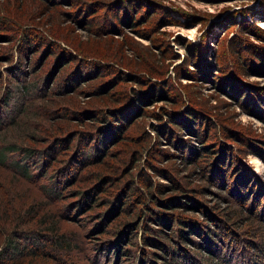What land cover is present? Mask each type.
<instances>
[{
	"label": "rangeland",
	"instance_id": "374dc122",
	"mask_svg": "<svg viewBox=\"0 0 264 264\" xmlns=\"http://www.w3.org/2000/svg\"><path fill=\"white\" fill-rule=\"evenodd\" d=\"M11 1L15 6L16 0ZM45 1L57 7L39 4V0H23L24 12L17 17L3 10L6 0H0V199L11 220L7 226L0 222V250L5 247L9 251L10 246L3 242V237L9 234L16 237L23 252L19 257L13 251L0 254L4 264H33L34 261L38 264H136V258L138 264L151 261L141 252V240L147 229L145 220L151 213L145 205L152 201L151 197L135 195L126 201L124 210L121 206V210L110 213L116 196L130 184L124 172L135 150L139 151L140 158L130 172L135 174L134 184L140 191H145L137 175L141 168L152 182L166 186L162 194L155 193L159 198L191 195L196 201L189 203L182 198L188 204L161 209L164 214L173 213L174 218L183 212L188 218L196 219L200 233L184 225L191 239L183 245L186 254L202 259L204 256V261L210 264H264V217L258 212H264V66L252 67L249 63L246 66L243 62L246 55H240L235 60L244 82L241 88L237 84L232 91L213 81L221 54L228 52L234 57L233 44L241 43L238 45L243 49L246 41L264 48V0H132L138 2L140 12H135V4L127 6L122 0ZM117 4L122 7L121 18L118 16L121 23L112 15ZM33 11L42 18H29ZM144 15L147 19L140 20ZM39 36L59 43L58 46L73 55L74 48H84L87 54L83 59L80 56L68 59L62 58L65 54L62 50V55L52 54L46 59L54 48H43ZM24 43L31 45L32 50L21 53L18 48L24 47ZM199 46L204 49L202 52ZM261 62L264 61L261 59ZM100 64L118 69L112 77H117L116 83L111 84L110 74H105ZM154 67L162 73V83L143 90L141 80L138 83L135 76L155 78L157 75L151 71L156 72ZM93 71L102 75L95 76ZM122 89L130 98L126 104L132 103L125 111L131 124L125 129L126 116L118 112L119 116L116 113L112 117L113 127L104 131L106 137L99 135L102 125L105 127L109 121L103 124L102 119L114 111L112 108L117 103L110 98L104 102L100 97L103 95L97 91L103 94L111 91L116 99ZM180 100L184 104L177 109L178 113L190 105L189 108L198 109L202 114L190 113L193 123L188 128L174 126L178 137L198 150L204 145L210 146L208 150L216 146L214 154L218 156L222 153L234 156L228 145L237 147L235 152H242V176L251 174L253 180L250 182L253 187L246 194L247 204H253L260 197L258 211H249L245 200L239 201L240 196L235 198L238 193H229L220 185L216 173L208 170L203 159L213 153L200 150L186 154L183 148L173 144L174 137L170 140L166 137L167 128L161 126L167 121L166 113L172 112ZM158 114L163 116L157 118ZM51 117L57 119L58 126L52 124ZM208 125L209 130L201 135ZM116 126L122 127L123 141L112 135ZM192 127L196 133L190 130ZM33 129L42 131L33 132ZM145 133L151 139L141 149L137 147V138ZM55 136L57 141L53 140ZM132 138L137 139L136 143L128 141ZM90 141L94 142L92 146ZM49 143L51 147L45 150ZM221 146L223 150L219 152ZM124 150L127 164L124 171L121 168L118 172L122 171L119 182L98 185L100 180L95 175L102 174V164L122 167L114 157ZM147 163L156 169L148 168ZM159 169L172 179L159 175ZM172 180L190 191L171 190ZM55 187L61 191L60 195L54 191ZM88 190L94 199L88 204L86 201L80 209H71L80 201L83 191ZM155 190L156 185L151 187V192ZM254 190L260 193L251 200ZM239 209L240 216L231 214ZM135 221L139 229L134 235L126 232L113 249L105 248L114 234H123L127 224ZM150 221L146 224L154 230H147L149 233L145 235L157 234L154 236L160 242L176 247L175 239L170 243L163 237L171 234L169 225L160 227ZM202 224L211 226L214 233L219 232L217 237L221 240L211 245L201 240L200 237L207 238ZM55 233L70 244L49 245L47 242ZM173 234L176 237L174 231ZM146 248L156 249L152 245ZM173 250L169 248L165 253L160 247L157 251L159 257L169 259L170 255L175 260L184 253ZM10 255H14L12 260L8 258ZM132 255L134 262L130 263Z\"/></svg>",
	"mask_w": 264,
	"mask_h": 264
},
{
	"label": "trees",
	"instance_id": "16d2710c",
	"mask_svg": "<svg viewBox=\"0 0 264 264\" xmlns=\"http://www.w3.org/2000/svg\"><path fill=\"white\" fill-rule=\"evenodd\" d=\"M122 1H124L127 6L131 5L132 3L135 4L134 6H136V4H138V2L132 1V0H122ZM33 2H35V0H33ZM39 4H49V6H53V7L56 6L57 7V4L48 3L45 0H39ZM23 5H24L23 4V0H16L15 6H14V4L12 5V1L11 0H6L5 5L2 6V8L7 13H14L18 17V16H20L24 12L23 11ZM121 6L123 7V4L122 3H121ZM121 6H120V4H117L116 5V9H113V12H112L113 18L118 23H121L120 22L121 21L120 20L121 17L119 16L120 9L122 8ZM12 7L15 8L16 12H13L12 11L13 10ZM136 7L137 8H136L135 12H137V11L140 12L142 10V8H139V6H136ZM130 10H131V12L134 11L133 6H132V8H130ZM31 14H33V15H29V18H31V19H35V18H40L41 19L42 18L41 16L38 15V13L36 14V11H33ZM49 14H51V11L48 12V15ZM125 15L127 16V13ZM118 16L120 18H118ZM147 17H146V15L141 16L140 17V20H142L144 18L147 19ZM132 19H134V16H132ZM46 21H48V20L46 19ZM49 23H51V22H49ZM133 23H132V20H131V24H133ZM98 24H99V22L97 21L96 22V25H98ZM0 27H2V26H0ZM38 40H40V42H42L43 48H46L47 50L49 49V46H52L54 48V50L52 52L50 51L47 54V56L45 57L46 59L47 58H50V56L52 54L53 55L54 54L62 55L61 54L62 50L65 53V54L62 55V56H64L62 58H68V59L69 58H74L76 56H80V58L83 59L84 56H86V54H87L86 50H83L84 48H81V49L80 48H74L75 55H73L70 50H68V49H66L64 47L61 48L60 46H58L59 43L52 42L46 36H39L38 37ZM243 43H244L243 49L240 48L241 46L238 45V44H241V43H238L237 42V43H235V45L234 44L232 45V46H234V51H233L234 57L231 54H229L228 52L227 53H224V54H221V58H219V62H217V64H216V67L218 68V70H217V72L215 74H213V77L214 78L212 77L213 78V81L216 84H218V85L221 84L222 87L229 88L232 91H235L236 90L235 88L237 87V84L239 85L240 88L244 84V82L241 80L242 79L241 71H240V69H239V67H238L237 62H236L235 59L241 57L242 55H246V58H244L245 61H244L243 58H241V59H243V62L245 63L246 66H248V63L252 67L253 66H257V67H260L261 68V67L264 66V62H263V64H261L262 63L261 62V59L264 61V48L263 47H255L254 45H250L246 41H244ZM24 45H25L24 47H23V45H21L18 48V50L21 51V53L22 52L25 53L26 49L32 50L31 49V45H28V44H25V43H24ZM94 49H96V48H94ZM199 50L202 52L204 49H202V47H200ZM244 51H246V52L244 53ZM234 52H237L238 55L236 53H234ZM242 52L244 54H242ZM193 55L194 54H192L191 57H193ZM2 57L6 58V56H2ZM190 59L193 60V58H190ZM92 63L94 65H97L94 62H92ZM120 63H122V61H120ZM100 65L102 66L103 71H105V74H110V78H112L115 74H117V72H119L118 69H116V70L112 69V67H110L111 65H107V64H100ZM202 67L205 68V63L203 64ZM154 69L156 70V72L154 70H151V71L153 72L152 74L157 75V77H155V78H151V77H148L147 78V77H144L143 76L144 78L142 79L140 76H135V78L139 79L138 80V83L141 80L142 89L143 90L145 88L149 87V86H153V85L159 86V85H161V83H162L161 82V80H162L161 79L162 78L161 77L162 73H160L158 67H154ZM96 72L93 71V73H94L95 76H101L102 75V74H99L98 75V73H96ZM201 72H202V69H201ZM245 73L247 74V72H245ZM132 74L133 75H136L135 73H132ZM112 81H113V83H116V81H118L117 80V77H114V78L110 79L111 84H113ZM239 81H240V83H238ZM42 82L44 83V80H42ZM147 84H148V86H147ZM115 87H117V85H115L114 88ZM102 90H104V89H102ZM101 92H102L101 90H98L97 91V94L103 95V96H100V97H101V99H104V102H108V100L110 98L112 102L116 101V103L118 105V106L115 105V107L112 108L114 111L108 112L106 118H103L102 119L103 124L106 123L107 120H109L105 124V127H104V125H102V127L99 130V135L104 134V137H106L107 134H105L104 131L107 132L115 124V122L113 121V118L112 117L113 116H116V113H117V115L119 113H121L120 115H125L126 116L127 114L125 113V111L127 110V108L129 109V106L132 103L131 104L130 103L129 104H126L127 102L130 101L129 100L130 98H128L129 95L126 93L127 91H125L123 89L120 90L119 94L121 93V95H119L116 99H114V95L112 94L111 91H107L105 94H103ZM133 92H135V91L133 90ZM134 96H136L135 93H134ZM244 96H245V98H247L246 97L247 94H244ZM135 103H137V102H135ZM177 103H178V101L175 102V104H177ZM183 104H184V101L180 100V102L177 104V106L176 107H173L174 109H172V112L166 113V114H168V117L165 118V119H167V121H165L164 124L161 126L162 128H164V127L167 128V130L165 129V132L166 133H164L165 135L167 134L166 137L169 140H170L171 137H174L173 144L176 145V146H179L180 148H183L185 150L184 153L186 152V154L188 152H189V154H195V153H198L200 150H203L202 152H204L206 150L210 154L213 153V155H210V157H208V156H206V154H204V157L206 156V158L203 159V162H204V164H207L206 167L208 168V170L210 172L216 173L219 182H221L220 185H224V187L229 191V193H232V192L236 191L238 194H236L234 197L237 198L236 196H240L239 198H237L239 201H241L242 199L245 200V203H246L247 207L250 206L248 208L249 211L250 210L252 211L253 209H255V211H258L257 209L259 208L260 200H261V199H259L260 197L259 198H256L253 204H249V202L247 204L248 196L246 194H247L248 189L250 187H253L252 185H250L253 180L250 179V175L251 174L249 176H247L246 174H244L242 176L243 171H241V169H243V167L240 164V162H242L240 153H242V152L239 153V151H238L239 154L237 152H235L234 149L237 150V147H235L234 145L233 146H230V145L227 144L229 146V148H228V146H225V147H227L228 150L230 152H232V154L234 156H228L227 154H223V153L218 156V153L217 154H214V153L217 152V151H214L215 149H217V148H215L216 146H213L211 148V150H208V148H210V146L207 145V147H206L204 145V146H202L200 148V150H198L195 146H193V148H192L188 142H185L184 140H182V139H180L178 137L179 132H178L177 129H175L174 126H177V127H182L183 126L185 128H188V126L193 123V121L189 119V117H192L190 113H193L195 115V113L200 112L198 109H195L193 107L192 108H189V106H190L189 105V106H185V109L183 108L182 111H180L178 113L177 112V109H179L180 106L182 107ZM29 105L30 104L27 103L26 107H28ZM119 108H121V109H119ZM131 114L132 113H130V115ZM163 114H165V112H163ZM163 114L162 115L161 114L160 115L158 114L157 118L162 117ZM180 115H181V118L182 119H180ZM79 116H81V115H79ZM51 119H52V124L54 126H58L57 125V123H58L57 122V119H54L53 117H51ZM124 119H125L124 120L125 121V127L124 128L126 129L129 126L130 120H128V117L127 116ZM97 120H99V119H97ZM63 122H64V120L61 123H63ZM179 122H180V124H179ZM196 125L200 126L199 124H196ZM114 128H116V129L114 130L115 133L114 134L112 133L113 137H116L118 139V141H123L124 140V136L121 133V130H122L121 128L122 127L119 128V126H116ZM209 128H210L209 125L208 126H204V128H203V130L201 132V135L204 134L207 129L209 130ZM27 129H28V126L25 127V130L26 131L29 130V129L28 130ZM190 130L193 133H196V131H197V130H195L194 127H192ZM40 131H42V130H34L33 129V132L40 133ZM58 131H61V129H59ZM117 132L119 133L118 136H117ZM157 135H158V133H157ZM201 135H200L199 138H201ZM55 139H57L56 136L53 138V140H55ZM93 139L96 140L97 139V136H94ZM137 139L132 138V139H128V141H130L131 143H136V140H137L138 141L137 142V147L139 146L141 149H144V148H146V144L150 142L151 136H150V134L145 133V135L143 137H140V138L138 137ZM55 141H57V140H55ZM182 141H183V144H181ZM56 143L57 142H55V144ZM51 144L52 143H49L45 147V150H47L48 148H50L51 147ZM93 144H94V142H91L90 141V145L92 146ZM225 145H226V143H225ZM230 147H232L233 150ZM126 150H127V148H126ZM126 150H124V152H122V154H118L117 156L114 157L115 160H118L119 162H121V164H122L121 166L122 167L117 168V167H115L112 164H110V166H109L105 162L102 164V170H103L102 174H99L100 172H97L98 175H95L96 179H99L100 180L98 185H100V184L102 185V183L103 184H106V183H109V182L113 183L114 181L119 182V180H118L119 179V176H121L122 171H124V166H126V164H127L124 161V157L126 156L125 155L126 154L125 153ZM221 150H223V146H221L219 148V152ZM158 152L161 153V151L159 149H158ZM106 154L108 155V153H106ZM139 154H140L139 151L136 152V150H135V152H133V154L131 156V161H130L129 166L125 168V172L126 173L124 172V174H125L126 177L128 176L129 179H127V181L130 184H128V186L125 187V189L123 190V193L122 194H121V192H122V190H121L120 193L116 196L115 205L112 207V210H111L110 213L114 212V210H116V209L121 210V206H122V209L124 210V205L127 203L126 201H128L130 198L134 197L135 195H138V197L140 198V197L145 196L147 194L152 199L151 202L150 201H147V204L145 202V204H146L145 207L147 209H149L150 212H151L150 214H147V220H151L150 222H155L157 225H160V227L161 226L167 227V225H169L168 228L170 229L171 234L170 235H167L166 234L163 237L165 238L166 241H168L170 243L174 242V239H175V243H176V247L175 246H171L166 241H165L166 243H164L163 241L160 242L157 238H155L154 235H157V234H154V235H152V234L145 235V233H149V232H147V230H154V228H152L151 226H149V224L148 225L146 224L147 223L146 222L147 220H145V225L146 226H144V228L147 227V229L146 230L144 229V235H143L142 240H141L142 245H143L141 247V252H142L144 258L150 257L151 261H143L142 264H210V263H207L206 261H204L206 259V258L204 259V256H203V259H202L201 257H196V256L188 255V254H186V252H184L185 251L184 250L185 248L182 249L183 248V245L185 243H188L191 240L190 239V236H188V232H186L184 230V225L185 226H188L189 225L190 227L195 228V230L198 233H200L201 228H196V219L193 220V218H188L189 215H186L183 212L177 213V217L174 218V214L173 213H170L171 215L170 214H164L165 212H163L161 210V209H171V206H174V205L180 204V203H181L180 204L181 206H184V205L188 204L187 202H185L184 200H182V198H186V201H189V203H192V202L194 203L196 201L195 200L194 201L192 200L193 197L191 195H188V196H182L181 195L179 197H173L174 199L173 198H168L167 200H165V199L163 200V199L159 198V196L156 195L155 193L162 194L165 191L164 188L166 186L165 185H162V184H158V183L156 184V183L152 182L151 177L147 173H145V171L143 169H141V168L139 169V172L141 174L138 172L137 175L139 174L138 176L140 177V180H142L141 183H142L143 189L145 191H140L139 188L137 187V185L134 184V179L133 178H134L135 174L132 173V172H130V169L132 167H135L137 165V163L139 161V158H140L138 156ZM151 157H154V156H151ZM190 159H193V158H190ZM190 159H188L187 161H190ZM218 161H220V162H218ZM226 162H228V163H226ZM234 163H236V164H234ZM147 166H148V168L151 167L150 169H152V170H155L156 169L153 166H151V164H149V163H147ZM121 168H123V169H122L121 173L118 174V172H119V170ZM162 169H159L158 174L159 175H162L165 178L172 179V177L170 176V174L164 172V170H162ZM66 170H67V168H65L63 171H66ZM63 171H62V173H63ZM210 172H209V174H210ZM111 176H113V177H111ZM171 184H172L171 187H170L171 190L176 188V189H179V190H182V191L183 190L184 191L185 190L190 191V189L189 190L188 189H185L186 187H181L180 184L178 182H176L175 180L174 181L172 180V183ZM155 185H156V190L154 192H151V187H153ZM258 187L261 188V186H258ZM51 190H53V187L51 188ZM54 191L57 192L59 195L61 193V191L58 189V187H55V190ZM259 193H260V190H254L255 196L251 200H253ZM91 198L94 199V197H92L91 191H89V190L88 191H83L82 196L80 197V201H78L77 203H74L71 206V209H73V210L80 209L83 205L86 204V201H87V204H88L89 203V200ZM156 207L159 210L158 209H155ZM174 209H176V208H174ZM240 209H239V211L236 210V212L231 213V214L232 215L234 214L235 216L237 214V215L240 216L241 215ZM258 212L261 213L262 216L264 217V212H260V211H258ZM110 213H109V215H110ZM131 216L133 217V213L131 214ZM230 218H232V217L230 216ZM173 219L176 221V223H175V221ZM10 221L11 220L8 217V213H7V210L5 209V205H4V203L0 199V222H1V224H3V226L4 225L7 226ZM46 221H47V219H46ZM168 222H170V223H168ZM172 226H174L173 229H172ZM216 227L223 228V226L220 225V224L219 225L216 224ZM138 229H139V224H137V221L132 222V223H129V225L127 224V226H126L123 234L122 233H119L118 236L116 234H114L113 237H112V239L109 242H107L108 245H105V248L106 247H109L110 249H113V247H115L119 243V241H122L124 239V234L126 232H127V234L134 235L136 233V231H138ZM159 230L160 229H158V227H157V230L156 231H159ZM203 230H204V234L207 235V238L206 237L205 238H201L200 237V239L203 240V241H206L208 244H210V245L213 244V243L215 244L216 242H218L219 240H221L220 238L217 237V234L219 232L214 233V229L211 226H209L208 224L203 225ZM173 231L176 233V237L173 234ZM113 239H115V241ZM4 241L7 243V245L10 246V248L8 249L9 251H6V249L4 247L3 249L0 250V254H3L4 255L6 252H8V254H9L11 251H13V253L15 255H17V257H19V256L22 255V253H23V252H21L22 251L21 250L22 247L19 246V243L16 242L17 241L16 240V237L13 238V236L11 237L8 234V235H5L3 237V242ZM69 242L70 241H68L66 238L63 239V238L59 237L58 234L55 233L54 235H51L50 241L47 242V243L49 245H52L53 247H57V246L66 245L65 243H69ZM146 245L148 247H150L151 245L152 246H155L156 249L149 248L150 249L149 250V249L146 248ZM184 246H186V245H184ZM160 247H163L164 248L165 253H167V251H168L169 248H172L174 250L177 249L178 251H181L182 250L184 253H182L181 256L178 255V256H180L178 260H175L170 255H168L169 256V259H165V258L159 257L160 256V253L157 250H159ZM218 249H220L219 246H218ZM102 251H104V250H102ZM13 256L14 255H12L11 257H8V258L10 260H12L14 258ZM123 256H125V254H123ZM133 257H134V255L130 256V263L134 262ZM4 262H5V260L0 258V264H4ZM140 262L141 261H139V263ZM135 263L138 264V258L135 259ZM33 264H38V263H37V261H34ZM73 264H75V262Z\"/></svg>",
	"mask_w": 264,
	"mask_h": 264
}]
</instances>
